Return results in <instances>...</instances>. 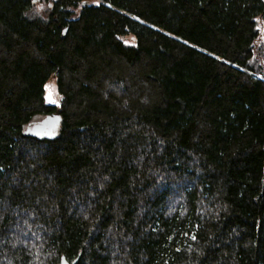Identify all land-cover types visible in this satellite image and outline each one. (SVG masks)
Listing matches in <instances>:
<instances>
[{
	"label": "trees",
	"instance_id": "trees-1",
	"mask_svg": "<svg viewBox=\"0 0 264 264\" xmlns=\"http://www.w3.org/2000/svg\"><path fill=\"white\" fill-rule=\"evenodd\" d=\"M259 20L264 0H0V264H264ZM55 113V139L26 134Z\"/></svg>",
	"mask_w": 264,
	"mask_h": 264
},
{
	"label": "water",
	"instance_id": "water-1",
	"mask_svg": "<svg viewBox=\"0 0 264 264\" xmlns=\"http://www.w3.org/2000/svg\"><path fill=\"white\" fill-rule=\"evenodd\" d=\"M62 118L59 114H52L45 116L42 120L34 123L26 130V134L39 139H55L60 131ZM78 260L72 264H77ZM61 264H70L66 258H62Z\"/></svg>",
	"mask_w": 264,
	"mask_h": 264
},
{
	"label": "rangeland",
	"instance_id": "rangeland-1",
	"mask_svg": "<svg viewBox=\"0 0 264 264\" xmlns=\"http://www.w3.org/2000/svg\"><path fill=\"white\" fill-rule=\"evenodd\" d=\"M258 27L261 31V38L264 39V20L258 21ZM123 40L128 43H134V38L132 36L123 37ZM45 94L46 99L49 103H59V93L56 79H51L45 86ZM44 117L39 119L38 121L42 120ZM37 121V122H38Z\"/></svg>",
	"mask_w": 264,
	"mask_h": 264
},
{
	"label": "snow or ice",
	"instance_id": "snow-or-ice-1",
	"mask_svg": "<svg viewBox=\"0 0 264 264\" xmlns=\"http://www.w3.org/2000/svg\"><path fill=\"white\" fill-rule=\"evenodd\" d=\"M33 2H35V0H33Z\"/></svg>",
	"mask_w": 264,
	"mask_h": 264
}]
</instances>
